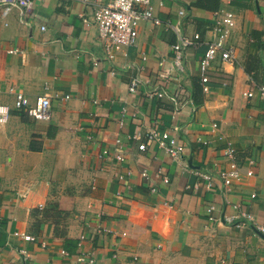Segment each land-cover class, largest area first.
Masks as SVG:
<instances>
[{
	"label": "crops",
	"instance_id": "0c3cea01",
	"mask_svg": "<svg viewBox=\"0 0 264 264\" xmlns=\"http://www.w3.org/2000/svg\"><path fill=\"white\" fill-rule=\"evenodd\" d=\"M110 1L32 0L5 15L0 6V104L11 108L0 124V264H264V0L213 10L152 0L159 22L141 21L135 45L107 59L93 13ZM220 8L235 16L236 60H213L203 91L199 59ZM178 34L199 36L181 69ZM152 89L162 96H146ZM16 92L31 103L48 95L49 118L14 108ZM151 129L177 136L181 153L156 141L140 150ZM227 140L241 177L225 190Z\"/></svg>",
	"mask_w": 264,
	"mask_h": 264
},
{
	"label": "built area",
	"instance_id": "2783aa9c",
	"mask_svg": "<svg viewBox=\"0 0 264 264\" xmlns=\"http://www.w3.org/2000/svg\"><path fill=\"white\" fill-rule=\"evenodd\" d=\"M85 1L86 0H81ZM32 0H0V6L2 9V15H5L12 7H17L21 12H26L31 8ZM179 13H183L180 11ZM215 17L214 25L212 28L213 39L207 44L204 54L199 59V68L201 71V82L203 84L202 90L207 91L208 87L206 81L208 80L205 72L210 66L211 62L217 58L221 62H233L236 60V50L233 46L227 44V40L235 26V16L232 11L224 8H220L213 12ZM153 21L158 23V19L153 15L152 0H111L105 4H98L95 6L93 13V21L98 30V38L101 42V47L104 56L107 59H112L117 52L123 51V49L133 46L136 43L138 34V26L141 21ZM44 28L43 26L41 27ZM199 38L198 34H194L192 37H188L183 34H178L177 40L172 44L173 52V65L174 67L182 68L183 51L195 43ZM15 50H10L14 52ZM145 59V55H142ZM142 67V66H141ZM140 80L138 77L133 76L129 82V91L135 92ZM258 91L261 97H264V85L258 86ZM146 96L152 97L162 96V93L152 89L146 91ZM244 95L251 96L252 92H245ZM68 98V96H65ZM14 108L18 110H26L27 114L35 120H47L50 116V99L48 95H43L30 102L29 99L22 93L16 92L14 99ZM10 106L6 104H0V124L7 122L10 114ZM216 127V124H212ZM119 143V140H116ZM156 141L159 148L165 150L171 157L176 158L183 147L179 144L177 136L172 135L166 131H156L155 129L148 130L145 135V142L138 145L140 150H144L147 142ZM203 143H206L205 141ZM107 150H103L102 154H107ZM236 150L232 141L227 140L222 148V155L227 161L228 168H222L219 170L218 175L221 179L223 189L227 190L228 186L235 180H239L241 177V171L236 161ZM117 160H122V155L118 151L115 155ZM141 176L148 178V174L145 169L141 171ZM253 171L248 169L245 175L251 176ZM206 180H210L211 176L207 174H201ZM210 186V182L207 183ZM253 196V195H252ZM237 207V205H235ZM245 219L250 220L251 217L248 214L242 213ZM211 219V217H210ZM14 235L24 239L33 241L32 235L16 231ZM22 255L26 256V250H20ZM84 264H92L93 260L88 258L84 260Z\"/></svg>",
	"mask_w": 264,
	"mask_h": 264
},
{
	"label": "trees",
	"instance_id": "16d2710c",
	"mask_svg": "<svg viewBox=\"0 0 264 264\" xmlns=\"http://www.w3.org/2000/svg\"><path fill=\"white\" fill-rule=\"evenodd\" d=\"M206 2H202L200 5H202L203 7L207 8V9H216L217 7V0H204ZM200 3V2H198ZM201 83V80H200ZM194 88H196V90H200V88L202 89V87L199 88L198 83L195 82L194 84Z\"/></svg>",
	"mask_w": 264,
	"mask_h": 264
}]
</instances>
